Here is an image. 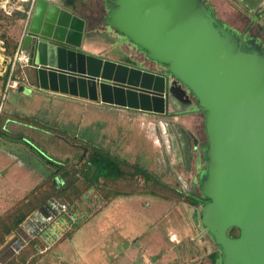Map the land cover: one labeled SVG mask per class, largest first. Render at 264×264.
<instances>
[{
  "label": "water",
  "instance_id": "1",
  "mask_svg": "<svg viewBox=\"0 0 264 264\" xmlns=\"http://www.w3.org/2000/svg\"><path fill=\"white\" fill-rule=\"evenodd\" d=\"M62 0H36L22 50L35 86L92 103L164 115L174 78L203 111L209 200L200 224L222 264H264V49L238 43L201 0H107V28L166 66L156 74L81 52L90 31ZM90 38V37H89ZM30 89V88H29ZM23 86L18 88L21 92ZM196 150L198 140L189 134ZM49 224L36 213L23 228ZM231 228L239 230L235 239Z\"/></svg>",
  "mask_w": 264,
  "mask_h": 264
},
{
  "label": "rangeland",
  "instance_id": "2",
  "mask_svg": "<svg viewBox=\"0 0 264 264\" xmlns=\"http://www.w3.org/2000/svg\"><path fill=\"white\" fill-rule=\"evenodd\" d=\"M86 2V4H89L87 6H97L98 3L97 0H86ZM206 2L221 21L229 24L239 32L245 31L247 36L259 40L264 45V5L260 8H252L261 2L257 0H248L247 2L245 0H206ZM25 5L26 3H23V7ZM24 22L25 19L21 21L13 15L8 18L2 17L0 20V41L3 42L1 38L3 34L12 40L19 39L20 41L24 32ZM88 31L92 33L91 38L93 39H91V43L97 44L103 50L88 51L81 47L79 49L81 52L112 62L115 61L111 59H118L127 63L137 60L134 56L138 54V50L129 40L124 39L125 37L114 29L107 28L103 23H99L92 26ZM118 37L121 40L117 39ZM0 58L1 78L4 75L2 72L5 66L4 61H7L8 58L3 52L0 53ZM163 69L165 70L166 66ZM13 76L20 84L17 89H12L5 94L0 117L1 119L8 118L11 121L20 120V118H22L21 120H27V117L48 126L51 131L49 133L35 127L18 124L19 122L9 123L6 126V129L13 137L18 135L19 139L23 138V141L42 153L47 161L74 164L78 161L77 156L81 154L79 153L82 150L81 147L86 144L101 149L103 158L107 156L106 153H109L110 156L113 155L112 157L121 158L128 163H137L147 168V165L152 164L153 161L160 162L164 155L173 161L175 148L172 144L165 149L162 156L160 155L162 158L158 155L156 157L152 155L155 154V150L157 152L158 145H163L164 139L169 136L168 134L173 133L174 136L178 134V138L180 137L179 139L185 146L190 144L191 137L182 129H178L179 127L193 130L194 133L192 134H195L194 136H200L204 140L202 112L196 114L198 117L190 114L193 108H198L196 100L189 90L174 78H170V84L176 88V93L173 95L170 93L167 105L168 115L154 117L148 115L150 113L142 115L140 111L92 103L82 99H80L82 101L80 102L55 94H45L32 88L30 71L26 67H16ZM4 82L6 83L4 79H0V91L4 88ZM23 83H26V85H22ZM20 86L24 87L21 92L18 91ZM184 108H186L185 111H183ZM173 114L184 116L176 119ZM3 138L2 140L0 138V167L8 165L7 173L9 175L7 176H9V182L11 183L6 187L5 193L11 196L22 192L19 196L21 197L23 193L24 195L27 194L40 183L39 178L42 179L47 173L46 168L48 165L34 153L32 155L28 152L25 153L21 147L12 145V140ZM182 154L184 155L183 152ZM113 166L116 165L113 163ZM23 168H32L36 171L27 173L30 176V180L28 181L25 178L22 181V184L27 183L25 185L13 178L16 171L18 170L21 173ZM107 172L106 168H101L100 170L101 174ZM5 176L6 174H4ZM141 179V176H138L136 181L141 184ZM191 186L197 187V185L193 186V184ZM189 191L193 193L191 189ZM196 191L198 195L199 191L197 189ZM82 204L87 208V202H82ZM160 204L161 206L166 205V203L161 202ZM120 207L125 209L126 206L124 207V204L121 203ZM179 208L182 209L183 206ZM155 219L153 217V220ZM170 221H172L171 223H173L172 225L175 228L176 225L181 223L179 218L174 219L170 217V214L160 220L161 224L166 222L169 225L171 224ZM21 227L10 235L6 247L4 249L0 248V263L16 255L20 249L21 242L31 238V235L28 234L27 236L23 233ZM202 252L203 250L199 253V258L191 262V264H211L206 257L207 255L202 254ZM179 263L189 264V259L184 258Z\"/></svg>",
  "mask_w": 264,
  "mask_h": 264
},
{
  "label": "crops",
  "instance_id": "3",
  "mask_svg": "<svg viewBox=\"0 0 264 264\" xmlns=\"http://www.w3.org/2000/svg\"><path fill=\"white\" fill-rule=\"evenodd\" d=\"M100 1L103 3L104 10H106L105 4L107 0ZM247 1L248 0H245V2ZM257 1L261 3L252 8H260L264 5V0ZM86 3V0H62L61 6L73 11L76 15L86 18L92 10V6H87L89 4ZM86 36L90 38H85L82 44L85 50H103L100 46H97V44L91 43V39H93L91 38V32ZM117 39L121 40L119 37ZM134 57L137 58V60L130 63L118 59L111 60L121 64L135 66L156 74H166V69L164 70L161 65L147 59L146 55L143 53L138 51V54ZM4 65V67H6V62H4ZM26 68L29 70L28 67ZM31 81L33 84L32 88L41 91L35 86L34 80L31 79ZM41 92L45 94H55L45 91ZM55 95L82 102L80 99L70 96ZM168 113L169 110L166 111L164 115L152 113L148 115L163 117L168 115ZM200 113L201 111L198 108H193L190 112L194 117H198L196 114ZM145 114L146 113L142 112V115ZM173 116L176 117V119H180L184 115L173 114ZM178 129H182L188 135L194 133L193 130L183 127H179ZM168 135L169 136H166L164 139L165 142L163 145H158L157 152L155 150V154L152 155L154 157L157 155L162 156L165 149L172 144L175 148V157L173 161H171L168 156L164 155L163 158L160 156L162 158L160 162L153 161L152 164L147 165V168H145L150 173L162 179V181L172 184L175 188L182 190L186 195L196 197V189L198 190V175L202 169L200 148L204 143L205 136L203 140L200 136H194L195 134H192L198 140V145L195 150L192 138L190 144L185 146L179 139L180 137L178 138V134L175 136L173 133ZM149 137L151 136L149 135ZM0 138L2 140L3 137L0 136ZM9 139L12 140V145L21 147L25 153L28 152L31 155L34 153V155L44 161V159L38 155L39 152L25 141L11 139L10 137ZM96 159L98 158L96 157ZM47 165L46 170L49 171L50 166L48 163ZM7 167V164L0 167V216L26 195L23 193V195L19 197L22 192L18 195H6V187L11 184L9 182V176H7L9 175L7 173ZM112 169L114 170V174L117 173L114 166ZM29 171H35V169L23 168L21 173L17 170L13 178H16L17 181L19 180L21 184L25 178L29 181L30 176L27 175ZM4 174H6L5 177ZM39 179V182H41L43 178ZM144 180L143 178L141 179V186H144ZM56 182L59 184L60 181ZM25 184L27 183L22 185ZM191 184H193V186L197 185V187L194 188ZM190 189L193 193H190ZM182 201L183 200L177 201L170 197H165L161 195L160 192L154 191L153 189H144L141 192L133 194L125 193L118 196L98 213L87 219L84 224L62 240L60 239L61 233L65 229L70 228V225L74 221V217L71 218L70 223L55 217L51 221L53 225L52 229L50 233L48 231L49 235L44 239L45 246L37 251L38 259L34 264H182L179 263V261L184 258L189 259V264H191V262L199 258V253L202 250V254L209 255L216 251V246L199 222V211ZM160 202L166 203V205L161 206ZM57 203L59 202L50 201L48 206H44L43 210L37 211L36 213L45 218L50 213V204L57 205ZM121 203L124 204V207L126 206L125 209H121ZM181 206H183L182 209L184 210L179 208ZM168 214L174 219L179 218L181 221L180 225H176L175 228L172 225L173 223H171L172 221H170V225L166 224V222L161 224L160 220ZM153 217L156 219L153 220ZM159 223L161 226L158 225ZM21 228L23 233L27 236L28 234L31 235V238H34L42 231H36L35 228L38 227L35 225L30 226V228ZM169 233L177 234L179 238L178 244L168 241ZM28 241L29 239L25 242H21L20 248L27 244Z\"/></svg>",
  "mask_w": 264,
  "mask_h": 264
},
{
  "label": "trees",
  "instance_id": "4",
  "mask_svg": "<svg viewBox=\"0 0 264 264\" xmlns=\"http://www.w3.org/2000/svg\"><path fill=\"white\" fill-rule=\"evenodd\" d=\"M201 1L203 6L211 16L216 19L221 28L235 36L238 43L240 41L244 42V48H249V45L246 42L253 41L257 46L264 49V45H262L259 40L247 36L245 31L239 32L229 24L221 21L214 14L213 9L207 4L206 0ZM24 7L27 8V5ZM12 15L21 21H24L26 18L25 14L19 12H14ZM11 16H6L0 12V20L2 17L8 18ZM1 38L3 39L2 44L4 55L7 58H12L18 46L19 39L12 40L4 34ZM7 75L8 72L1 76L0 79L6 81ZM198 109L202 112L204 123L203 111L199 107ZM185 110L186 108H184L183 111ZM21 119L22 118H20V120L11 121L8 118L1 119L0 117V136L18 140V135L13 137V135L6 129L7 124L17 122H19L18 124L35 127L47 133L51 132L48 126L37 120H32L27 117V120ZM19 141H23V138L19 139ZM206 144L205 139L200 152L202 169L198 175L199 194L196 197L186 195L182 190L175 188L172 184L162 181V179L150 173L145 167L140 166L137 163H128L121 158L118 159L112 157L113 155L110 156L109 153H106L107 156L103 158L101 149H98L95 146L83 144L81 147L82 150L79 152L81 154L77 156L78 161L74 164L70 162L57 163L54 161H47L42 153H38L34 149L38 155L49 164V171L47 170L48 173L45 174L42 181L37 186L0 216V248L4 249L10 235L19 229L31 216L34 215V213L43 210L44 206H48L50 201H58L67 205V211L60 214L57 219H62L65 220V222L70 223L71 218L74 217L73 223L61 236V240L68 237L73 231L84 224L87 219L98 213L118 196L125 193H138L144 189H153L154 191L160 192L161 195L177 201L183 200L185 203H188L199 211L200 222L201 213L209 202L201 188V180L205 178L207 172L205 158ZM96 157L98 159H96ZM113 163L116 165L114 166L117 171L115 174L112 169ZM101 168H106L108 172L101 174ZM138 176L145 179L144 186H141L136 181ZM56 181H60L59 184H57ZM82 202H87V208H85ZM51 229L52 224L50 222L40 234L29 239L27 244L20 248L16 255L0 264H34L38 259L37 251L45 246L44 239L48 237ZM227 235L229 238L235 239L239 236V230L237 228H231L228 230ZM209 236L216 246V251L210 253L206 257L211 264H222L223 254L221 247L215 244L211 235Z\"/></svg>",
  "mask_w": 264,
  "mask_h": 264
},
{
  "label": "built area",
  "instance_id": "5",
  "mask_svg": "<svg viewBox=\"0 0 264 264\" xmlns=\"http://www.w3.org/2000/svg\"><path fill=\"white\" fill-rule=\"evenodd\" d=\"M35 1L36 0H0V12H2L4 15L11 16L14 12H20L25 14L26 16L24 22V32L18 43L14 56L12 58H8L7 61H4L6 62V67L3 68L2 72L4 74L8 72V75H7L6 83L4 84V88L0 91V113L2 110V101L5 97V94L12 89H17V87L20 84V82L16 80L13 76V74L15 73V68L18 66L25 68L29 64L28 52L22 50V40L27 30V26L32 14ZM23 3H26L27 8L23 7ZM3 51H4L3 44L0 41V53ZM22 85H26V83H23ZM66 211H67V205L64 203L59 202L57 203V205L50 204V213L47 217H45V219L50 223L55 217H58L60 214L65 213ZM168 241L170 243L178 244L179 238L177 234L169 233Z\"/></svg>",
  "mask_w": 264,
  "mask_h": 264
},
{
  "label": "flooded vegetation",
  "instance_id": "6",
  "mask_svg": "<svg viewBox=\"0 0 264 264\" xmlns=\"http://www.w3.org/2000/svg\"><path fill=\"white\" fill-rule=\"evenodd\" d=\"M97 2V6H92L90 14H88L86 18H83L87 29H91L92 26L99 23H103L105 25L104 18L106 17V10H104L103 3L100 0H97ZM136 49L141 53H145L144 50L139 49L138 47H136Z\"/></svg>",
  "mask_w": 264,
  "mask_h": 264
},
{
  "label": "bare ground",
  "instance_id": "7",
  "mask_svg": "<svg viewBox=\"0 0 264 264\" xmlns=\"http://www.w3.org/2000/svg\"><path fill=\"white\" fill-rule=\"evenodd\" d=\"M0 63H1V58H0Z\"/></svg>",
  "mask_w": 264,
  "mask_h": 264
}]
</instances>
